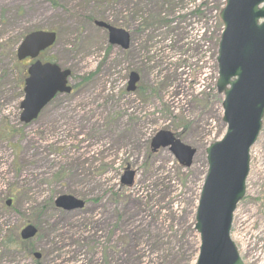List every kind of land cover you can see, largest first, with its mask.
Segmentation results:
<instances>
[{"label": "rangeland", "instance_id": "1", "mask_svg": "<svg viewBox=\"0 0 264 264\" xmlns=\"http://www.w3.org/2000/svg\"><path fill=\"white\" fill-rule=\"evenodd\" d=\"M52 1L0 0V264H166L175 242L194 264L205 149L224 134L216 93L224 0ZM95 22L127 31L129 52L110 46ZM33 31L56 34L38 60L68 70L72 93L25 125L31 62L16 50ZM131 73L138 82L128 92ZM160 131L196 151L189 168L167 148L152 150ZM245 187L230 239L243 264H264V120ZM61 196L85 205L57 209ZM26 225L37 235L19 244Z\"/></svg>", "mask_w": 264, "mask_h": 264}, {"label": "water", "instance_id": "2", "mask_svg": "<svg viewBox=\"0 0 264 264\" xmlns=\"http://www.w3.org/2000/svg\"><path fill=\"white\" fill-rule=\"evenodd\" d=\"M118 1V0H112ZM223 29L217 49L216 91L222 95L223 137L205 149L207 170L203 179L194 217V231L199 238L195 264H243L237 248L230 239L233 214L245 195L249 172V152L255 144L264 116V0H225L219 12ZM95 26L108 34L111 46L126 50L129 35L102 22ZM52 32L35 31L26 35L16 50V59L36 60L40 53L55 43ZM20 121L33 122L41 110L57 94H69V71L39 61L26 71ZM138 77L129 76L127 91L132 92ZM150 147L168 148L177 163L189 168L196 151L183 145L172 134L160 131ZM134 173L126 169L121 178L123 186L132 184ZM7 201L6 205L10 206ZM54 206L63 211L81 210L84 206L71 196L58 197ZM33 226L24 227L19 237L28 241L35 237ZM38 260L40 255L33 254Z\"/></svg>", "mask_w": 264, "mask_h": 264}, {"label": "trees", "instance_id": "3", "mask_svg": "<svg viewBox=\"0 0 264 264\" xmlns=\"http://www.w3.org/2000/svg\"><path fill=\"white\" fill-rule=\"evenodd\" d=\"M50 1L52 4L54 3L52 0H48ZM54 5V4H53ZM15 240L19 243V244H25L24 242H21L18 238V236L16 235ZM155 242V246H157L160 250V239L159 238H154ZM30 252H32V250H28ZM163 260L165 261L166 264H169L171 262V264H189V258H187L182 250V248H178L177 246V242H175V246L174 248L171 247V253L167 254L164 256Z\"/></svg>", "mask_w": 264, "mask_h": 264}, {"label": "flooded vegetation", "instance_id": "4", "mask_svg": "<svg viewBox=\"0 0 264 264\" xmlns=\"http://www.w3.org/2000/svg\"><path fill=\"white\" fill-rule=\"evenodd\" d=\"M129 50H130V45H129V47L126 49V50H124V51H122L124 54H126V53H128L129 52Z\"/></svg>", "mask_w": 264, "mask_h": 264}]
</instances>
